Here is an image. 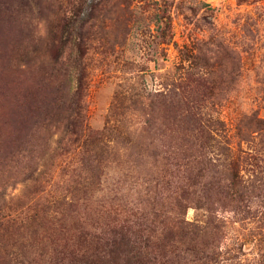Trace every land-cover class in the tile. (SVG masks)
Returning a JSON list of instances; mask_svg holds the SVG:
<instances>
[{"label": "rangeland", "instance_id": "obj_1", "mask_svg": "<svg viewBox=\"0 0 264 264\" xmlns=\"http://www.w3.org/2000/svg\"><path fill=\"white\" fill-rule=\"evenodd\" d=\"M104 3L81 65L86 134L55 163L58 202L19 224L23 181L59 149L68 104L42 83L58 0H0V264H69L141 212L162 241L150 264H264V0ZM64 73L74 90L80 73Z\"/></svg>", "mask_w": 264, "mask_h": 264}, {"label": "trees", "instance_id": "obj_2", "mask_svg": "<svg viewBox=\"0 0 264 264\" xmlns=\"http://www.w3.org/2000/svg\"><path fill=\"white\" fill-rule=\"evenodd\" d=\"M22 7L43 6L48 9L47 0H20ZM106 0H91L89 5L86 0H58L59 5L55 10L57 23L50 30L49 43L43 51V56L49 57L51 64L49 65L50 74L42 79L45 86L51 87L56 83L58 88L65 91V95L61 97V104L65 103L68 106L65 110L60 109L57 112L59 115V123L62 125L59 149L49 156L48 162L41 164L43 170L36 171L33 169L31 173L24 179V183H28V191L26 195L20 197V202L16 206L18 211L17 217L19 224L35 223L37 214L42 211L46 205H54L58 202V196L49 198L50 191L47 190V185H51L52 174L55 172V163L59 161L60 170L66 166L65 158L69 157L72 150V145L84 138V121H85V102L82 95L84 71L81 66L86 58L87 51L92 48L95 42L101 41L103 33L100 27L94 28L93 20L96 12L109 11L104 3ZM42 7V8H43ZM116 12H122L120 5L113 7ZM88 10L86 14L83 11ZM170 38V37H169ZM73 63L69 66L68 63ZM64 70V75L67 76L73 69L80 74L77 81V86L72 89L70 87V77L60 79V72ZM61 81V85H60ZM67 84V87H66ZM55 91H58V89ZM59 109V108H58ZM63 113V115L61 114ZM53 122V120H52ZM46 125V127H48ZM45 127V128H46ZM87 130V129H86ZM87 132V131H86ZM75 153L73 148L72 154ZM43 159V158H42ZM80 161V160H79ZM64 164V166H61ZM37 174H34L36 173ZM76 176V175H75ZM196 177V176H195ZM234 178V176H233ZM191 179H194L193 177ZM69 181H73L70 179ZM73 181L72 183H76ZM55 183L52 182V186ZM82 188V186H80ZM51 203V204H49ZM180 206V204H179ZM131 213L130 218L123 220L113 219L111 225L106 231H101L99 234L92 236L88 242L92 244L90 249L85 247L84 250L69 254V264H150L156 257L153 251L160 247L162 241L156 243L146 226V214L141 212ZM138 216V217H137ZM8 220L7 222H9ZM179 223V222H177ZM163 224V223H162ZM165 225V224H164ZM164 225L162 230L164 229ZM166 227V234L172 233V228ZM164 230V231H165ZM165 236V235H164ZM86 236L80 235L79 244H84ZM166 238V237H165ZM61 256V250L58 251ZM66 257V256H65ZM64 258L59 257V261Z\"/></svg>", "mask_w": 264, "mask_h": 264}]
</instances>
